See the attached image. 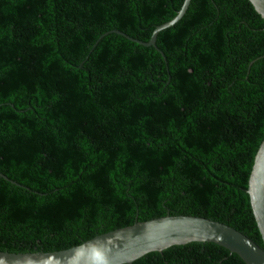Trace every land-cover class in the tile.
I'll return each instance as SVG.
<instances>
[{
  "label": "trees",
  "instance_id": "16d2710c",
  "mask_svg": "<svg viewBox=\"0 0 264 264\" xmlns=\"http://www.w3.org/2000/svg\"><path fill=\"white\" fill-rule=\"evenodd\" d=\"M0 0V249L65 250L155 218L261 247L245 193L264 138V22L246 0ZM111 34V33H109ZM104 35V36H103ZM263 59V60H262ZM85 61V62H84ZM134 264H243L209 243Z\"/></svg>",
  "mask_w": 264,
  "mask_h": 264
},
{
  "label": "water",
  "instance_id": "95a60500",
  "mask_svg": "<svg viewBox=\"0 0 264 264\" xmlns=\"http://www.w3.org/2000/svg\"><path fill=\"white\" fill-rule=\"evenodd\" d=\"M189 1H182L179 10L171 20L154 27L147 42L131 39L112 30L105 33L104 35H108H103L104 37L93 46L85 61L102 39L116 35L136 48L158 52L168 77L165 58L158 49V38L182 18ZM246 1L264 22V0ZM0 180L16 188L42 194L6 179L1 174ZM245 193L261 247L220 223L198 217L165 215L144 222H134L129 226L96 235L65 250L19 253L0 249V264H134L165 249L189 243L216 245L229 255L236 256L243 264H264V138L253 156Z\"/></svg>",
  "mask_w": 264,
  "mask_h": 264
}]
</instances>
